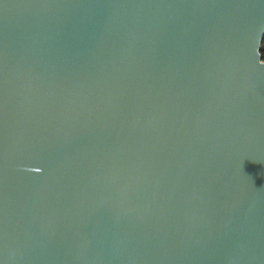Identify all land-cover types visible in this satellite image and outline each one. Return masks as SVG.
<instances>
[{
	"label": "water",
	"instance_id": "obj_1",
	"mask_svg": "<svg viewBox=\"0 0 264 264\" xmlns=\"http://www.w3.org/2000/svg\"><path fill=\"white\" fill-rule=\"evenodd\" d=\"M264 0H0V264H264Z\"/></svg>",
	"mask_w": 264,
	"mask_h": 264
},
{
	"label": "trees",
	"instance_id": "obj_2",
	"mask_svg": "<svg viewBox=\"0 0 264 264\" xmlns=\"http://www.w3.org/2000/svg\"><path fill=\"white\" fill-rule=\"evenodd\" d=\"M261 54L263 55L264 57V38L262 40V49H261Z\"/></svg>",
	"mask_w": 264,
	"mask_h": 264
}]
</instances>
